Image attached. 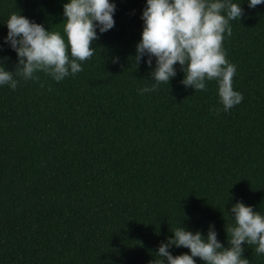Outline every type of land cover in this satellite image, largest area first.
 <instances>
[{
  "label": "trees",
  "instance_id": "obj_1",
  "mask_svg": "<svg viewBox=\"0 0 264 264\" xmlns=\"http://www.w3.org/2000/svg\"><path fill=\"white\" fill-rule=\"evenodd\" d=\"M67 2L0 0V67L17 64L4 42L13 12L67 42ZM110 2L115 25L97 28L81 72L59 82L14 72L16 89L0 86V264H156L177 227L206 237L214 225L227 246L232 205L264 215V3L232 0L244 14L223 48L243 100L225 112L217 82L194 91L179 64L169 84L141 95L155 82V58L151 68L147 56L134 60L146 0ZM242 247L249 264H264L255 245Z\"/></svg>",
  "mask_w": 264,
  "mask_h": 264
},
{
  "label": "clouds",
  "instance_id": "obj_2",
  "mask_svg": "<svg viewBox=\"0 0 264 264\" xmlns=\"http://www.w3.org/2000/svg\"><path fill=\"white\" fill-rule=\"evenodd\" d=\"M264 0H249V8ZM116 4L110 0H68L63 5V32L46 30L20 12H13L6 22L8 29L4 42L17 54L15 71L0 67V86L15 90L18 81L13 73L25 80L38 79L34 74L44 72L55 81H62L69 74L81 72V62L94 54L92 44L115 25ZM222 13H226L222 14ZM244 10L232 0H146L142 12L143 30L136 45L135 63H145L155 68L151 88L140 89V94L155 91L160 83L169 84L176 76L175 65L181 66L184 77L181 83L194 91L206 90L205 81L215 80L223 110L227 112L240 104L243 96L233 89L236 66L226 59L223 48L225 33L232 35L230 21L241 20ZM70 52V55H69ZM115 62V61H114ZM219 112V109H210ZM235 226H226L227 246L218 239L214 225H209L207 236L200 231L177 227L173 236L162 242L156 254L162 259L156 264H249L243 257L242 245H255L257 254H264V215L253 207L237 201L231 207ZM171 246L189 249L173 256Z\"/></svg>",
  "mask_w": 264,
  "mask_h": 264
}]
</instances>
